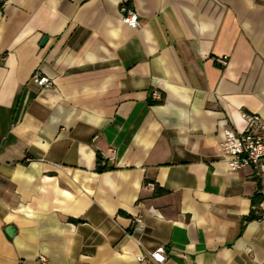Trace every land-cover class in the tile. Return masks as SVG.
<instances>
[{
    "label": "crops",
    "instance_id": "1",
    "mask_svg": "<svg viewBox=\"0 0 264 264\" xmlns=\"http://www.w3.org/2000/svg\"><path fill=\"white\" fill-rule=\"evenodd\" d=\"M242 112L264 119V0L0 4V264L159 247L164 264H264V171L219 149Z\"/></svg>",
    "mask_w": 264,
    "mask_h": 264
},
{
    "label": "built area",
    "instance_id": "2",
    "mask_svg": "<svg viewBox=\"0 0 264 264\" xmlns=\"http://www.w3.org/2000/svg\"><path fill=\"white\" fill-rule=\"evenodd\" d=\"M7 0H0V4L6 3ZM122 21L131 27L139 24L137 14L125 7H121ZM221 64L226 63V57L218 59ZM32 80L40 87H48L52 81L38 73L33 74ZM153 97L158 95L154 92ZM241 116L244 120V127L240 131L231 128L222 130V138L219 142V149L230 169H239L250 166L257 172L264 171V119L254 113L242 112ZM137 228L140 229L141 219L136 218ZM141 264H164L165 257L162 248H156L147 254H139L136 256ZM44 260V257H40Z\"/></svg>",
    "mask_w": 264,
    "mask_h": 264
},
{
    "label": "trees",
    "instance_id": "3",
    "mask_svg": "<svg viewBox=\"0 0 264 264\" xmlns=\"http://www.w3.org/2000/svg\"><path fill=\"white\" fill-rule=\"evenodd\" d=\"M149 103H154V102H159L160 99H155V98H151V96L149 97ZM97 169H102L101 166H97ZM156 190V189H155ZM263 199V193L260 191H256L255 194L252 196L251 198V203L253 205V207L256 206V208L259 206V203L262 201ZM254 210V208H253ZM252 211V209H251ZM253 217H259V215H255V214H251L250 216H248L247 218H253Z\"/></svg>",
    "mask_w": 264,
    "mask_h": 264
},
{
    "label": "water",
    "instance_id": "4",
    "mask_svg": "<svg viewBox=\"0 0 264 264\" xmlns=\"http://www.w3.org/2000/svg\"><path fill=\"white\" fill-rule=\"evenodd\" d=\"M45 40H46V36H44V37L42 38V40H41V44H43V43L45 42ZM11 229H12L11 227L6 228L7 233H9V230H11Z\"/></svg>",
    "mask_w": 264,
    "mask_h": 264
}]
</instances>
